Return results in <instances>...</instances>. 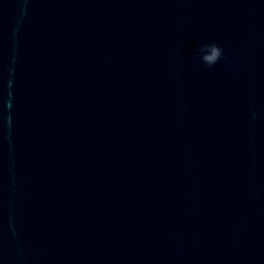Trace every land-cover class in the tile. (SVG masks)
<instances>
[{"label": "clouds", "instance_id": "clouds-1", "mask_svg": "<svg viewBox=\"0 0 264 264\" xmlns=\"http://www.w3.org/2000/svg\"><path fill=\"white\" fill-rule=\"evenodd\" d=\"M196 55L204 65L211 68L221 59L223 56V50L215 42L204 43L198 45Z\"/></svg>", "mask_w": 264, "mask_h": 264}]
</instances>
